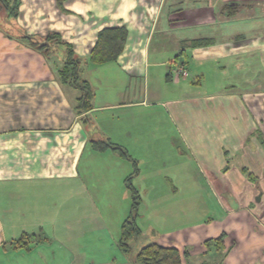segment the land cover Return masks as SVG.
Masks as SVG:
<instances>
[{
  "label": "crops",
  "instance_id": "obj_1",
  "mask_svg": "<svg viewBox=\"0 0 264 264\" xmlns=\"http://www.w3.org/2000/svg\"><path fill=\"white\" fill-rule=\"evenodd\" d=\"M32 1L33 14L42 18L43 0ZM214 1L208 11L184 14L210 28L191 33L212 44L184 52L175 47L166 61L160 43L150 50L151 32L143 44V17L133 4L114 14L106 5L115 0L93 6L65 0V11L56 0L61 16L70 17L66 33H57L74 38L78 52L90 55L104 28L128 30L117 61L97 65L100 76L81 77L95 90L92 109L82 114L75 109L81 90L59 80L64 63L52 68L46 50L34 48L25 31L0 30V264H71L92 238L78 230L104 231L110 227L100 221L104 207L116 213L131 203L125 181L134 172L132 160L95 151L92 141L99 140L129 152L140 168L137 189L150 181L157 205L165 195L175 197L161 182L183 188L192 168L220 199L216 219L157 237L180 251L183 264H264V0ZM171 14L168 21L175 20ZM131 24L139 36L135 45ZM232 65L244 79L237 81L245 84L242 92L221 90L219 70ZM177 66L187 77L174 76ZM25 233L44 241L29 249L11 246ZM220 237V246L206 245Z\"/></svg>",
  "mask_w": 264,
  "mask_h": 264
},
{
  "label": "rangeland",
  "instance_id": "obj_2",
  "mask_svg": "<svg viewBox=\"0 0 264 264\" xmlns=\"http://www.w3.org/2000/svg\"><path fill=\"white\" fill-rule=\"evenodd\" d=\"M83 1H87L88 5L89 3H91V5L93 6L95 2L101 0ZM15 2L16 0H8L9 7H13ZM55 2L56 0H43V13L41 15L42 18H40V15L38 16V14H33L35 5L33 4L32 0H18L19 4L17 16H14L11 13V9L6 10L5 7H0V30L25 31L27 33V36L30 37L33 42H37L39 44L45 41V36L48 35V33H57L60 32L63 28V33H66L64 32V30L67 31L68 26L70 25V23L66 22V20L70 17L63 18L61 16L62 13L59 12V9L57 8ZM131 4H133V6L129 7L135 8L134 11L139 13L143 17V25L145 29L143 44L146 43L149 33L151 32L148 43V46L150 44V50H155L157 46L161 45L158 49H162L161 58H164L166 61H170L176 54L175 52H173L175 47H177V49L179 48L181 51H186V49L191 48V44L193 43V41L200 39L194 38L195 34H192L191 32L199 31L200 29L210 30V28L200 27L194 18H186L184 17V14H188L187 12H191L195 15L198 11L201 10L205 12L207 10L206 8L208 7L207 5H210L214 8L213 4L215 5V1L115 0L114 5H106L108 10L107 13L115 14L117 8ZM169 12L172 13L171 16H174L175 20L171 21L172 18H170V21L167 20V14ZM84 18L86 21H89V23L94 22L92 18H88V15H84ZM183 18L185 20H183ZM169 24L171 27L169 26ZM133 25L134 24H131V30H129V43L135 45L136 41L139 42V36L137 35V32L132 29ZM224 28L229 29L230 27L225 26ZM244 28H248V26H244ZM244 28L238 27V29L241 31H244ZM169 29H171L172 32L165 33L166 31L169 32ZM231 29H234V26L230 28V30ZM163 33H165L166 36H163ZM164 38L166 39L165 41L163 40ZM74 41V38H71L69 36H62V43L56 44L55 42H52L48 44V47L45 51V56L48 59V64L51 67H60L67 59V44H71L75 52V57L82 62V79L87 77H89V79H93L97 76H100L99 73L96 72V70L102 69H98L100 67L89 62V55L83 54L81 53V51L78 52ZM210 66L211 65H207L206 68L208 69V67ZM226 69L227 66H225L224 71L219 70V72H224V82L221 86V90L230 91L234 89L237 92H242V87H245V84H243V82H237L244 80L236 76L235 69H237V66H228V69ZM211 70L214 71L216 69ZM211 77H213L212 72L208 73V79H210ZM196 80L198 81L197 78ZM93 83H96V80H93ZM139 84L140 78L138 82V88ZM89 85L90 89L94 93V87L90 83ZM150 155L153 156L154 153L151 152ZM129 156L132 157L130 154ZM132 162L137 163L133 157ZM147 165L148 164H145V166ZM134 170L135 167L133 168V171ZM195 174L196 173L194 171V168H192L191 181L182 182L183 188L181 187V184L179 185L178 181H176L175 184L173 183L174 188L172 189L170 187L171 185L167 182H161V184L165 183V185H162V191L165 193H174L175 197H167L165 195L163 198H161V202H159L158 205L156 203L157 198L152 195V187L150 185L151 182L143 180L141 181L142 189H137L136 186L138 180H135L137 178L135 176L134 179L131 180V183L141 198V205L138 211L139 219L137 220V224L141 229V234L136 238L130 240V251L124 252L119 246L121 226L129 216L131 210L130 206L132 202L130 203L129 201L125 203V207L123 206V204H121V208L118 207L119 212L116 213H114L113 211H109L104 207V211H101L99 213L100 221H106L105 223L110 224V227L105 229L104 231L95 229L78 230L80 231V234L84 233L85 236L92 238L90 239V242H86V244L80 245L78 257L76 256L77 258H75V261L73 260L72 262H70L71 260H69L68 263L135 264V257L140 249L149 244L157 243L159 241L157 237L164 236L168 232L173 233V231H177L179 230V228L185 225H190L187 223L198 225L204 223V221H206L208 218L216 219L219 213L216 207L220 204V199L215 197L214 192L211 191L210 185H207L208 183L206 181L204 182V180L200 179ZM149 178L151 177L149 176ZM84 183L85 182L81 180V184ZM175 189H177V192L175 191ZM113 191L117 192L118 190ZM129 194L131 197L130 192ZM105 198L106 196H101L102 200H104ZM223 198L227 199L228 197L223 196ZM92 199L93 197L91 198V200ZM87 216L88 214L84 215V217ZM118 220H121V222H117ZM114 258L116 261L112 262Z\"/></svg>",
  "mask_w": 264,
  "mask_h": 264
},
{
  "label": "trees",
  "instance_id": "obj_3",
  "mask_svg": "<svg viewBox=\"0 0 264 264\" xmlns=\"http://www.w3.org/2000/svg\"><path fill=\"white\" fill-rule=\"evenodd\" d=\"M64 2L65 0H57L58 7L62 11H65L63 6ZM0 3V7L3 6L6 8V10L11 9V13L14 16L18 15V0H16L13 7H9L8 0H0ZM26 38L31 42L34 48L40 50H46L48 44L52 42H55L56 44L62 43V36L59 33H49L45 37V41L41 44L33 42L28 36H26ZM127 38L128 30L125 26L104 28L98 33L97 41L89 55V62L94 65H104L117 61L124 51ZM211 44L212 42L210 40L199 39L193 41L191 48L206 47ZM67 50V59L64 62L62 68L58 71V77L61 84L81 90L82 94L78 99V104L75 109L78 114H82L92 109V99L94 97V93L90 89L89 83L81 79V74L83 72L82 62L75 57V52L72 46L67 44ZM92 144L93 148L97 152H104L110 149L118 152L122 158L132 160L128 152L123 147L115 145L110 141H92ZM133 163L135 170L125 181L126 186L131 193V210L129 216L121 226V236L119 240V246L124 252L130 251V240L141 234V229L137 224V220L139 219L138 211L141 205V198L131 183V180L138 175L139 168L137 167V163ZM38 237L39 236L35 234L25 233L19 239L12 241L11 246H14L17 249H29L32 244L44 241ZM223 241V237H220L214 241L208 240L206 245L210 246L213 244L220 246V243ZM135 264H183V262L181 253L177 248H168L158 243H152L140 249L135 257Z\"/></svg>",
  "mask_w": 264,
  "mask_h": 264
},
{
  "label": "built area",
  "instance_id": "obj_4",
  "mask_svg": "<svg viewBox=\"0 0 264 264\" xmlns=\"http://www.w3.org/2000/svg\"><path fill=\"white\" fill-rule=\"evenodd\" d=\"M174 76L178 77H187V70L182 66H177L176 69L173 70Z\"/></svg>",
  "mask_w": 264,
  "mask_h": 264
}]
</instances>
